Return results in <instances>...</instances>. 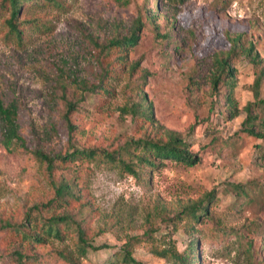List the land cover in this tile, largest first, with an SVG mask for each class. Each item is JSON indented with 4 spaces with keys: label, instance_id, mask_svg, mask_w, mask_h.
<instances>
[{
    "label": "rangeland",
    "instance_id": "1",
    "mask_svg": "<svg viewBox=\"0 0 264 264\" xmlns=\"http://www.w3.org/2000/svg\"><path fill=\"white\" fill-rule=\"evenodd\" d=\"M41 0L25 4L17 23L23 43L9 36V12L0 0V92L15 100L24 144L4 146L0 131V264H16L20 247L35 264H123L119 251L134 236L161 228L171 233L179 250L197 239L200 264H264V153L244 129L246 106L254 104V81L264 68V0ZM147 14L155 21H148ZM30 21L35 23L31 24ZM142 21L138 43L130 49L127 65L111 68L99 47L115 36L130 34ZM169 28L176 34L168 36ZM241 37L229 65L237 70L235 96L240 114L231 118L224 97L210 96L216 59L227 57L232 42ZM257 64L245 55L249 45ZM136 64L134 72L130 66ZM116 70L111 94L81 99L80 85L97 82L102 69ZM221 92H225L223 86ZM261 92L264 96V82ZM98 100L95 107L92 101ZM66 101L79 102L71 114L73 131L64 117ZM140 103L153 120H133L123 109ZM78 104V103H77ZM254 115L260 109L253 105ZM159 128L192 143L201 162L188 167L165 161L139 177L114 166L71 163L57 172L69 182L79 201L66 211L74 226L81 225L95 247L78 253L77 235L48 240L44 245L9 244L3 227L20 224L37 205L55 197L51 175L35 152H65L69 145L114 152L131 139L156 136ZM258 131V130H257ZM243 185L238 192L235 185ZM209 204V215L189 234L184 222L169 218L193 204ZM51 213L44 212L45 218ZM252 243V255L245 252ZM140 264H172L154 256L147 242L135 245Z\"/></svg>",
    "mask_w": 264,
    "mask_h": 264
},
{
    "label": "trees",
    "instance_id": "2",
    "mask_svg": "<svg viewBox=\"0 0 264 264\" xmlns=\"http://www.w3.org/2000/svg\"><path fill=\"white\" fill-rule=\"evenodd\" d=\"M2 5L9 12V18L5 21V25L9 31V36L16 39L19 44L23 43L24 31L17 23L18 15L25 4L31 6L42 4L41 0H1ZM52 2V0H48ZM160 0H157L158 4ZM57 5L55 2H52ZM148 21H155L154 16L147 14ZM33 24L35 22L30 21ZM144 28L142 21L135 24L134 29L130 34L123 36H115L110 38L106 44L99 47L101 58L107 60L108 68L112 64L119 62V64L127 65L129 51L133 48L140 39V31ZM170 40L176 38V34L172 28L168 30ZM241 37L236 38L232 42V47L227 57H219L216 59V69L211 77L210 96L214 100H219L223 96L228 108L231 118H235L240 114L239 105L235 96L237 89V70L229 65V58L236 54L239 48V41ZM245 55L250 61L254 62L259 59L258 54L254 53V46L249 45L245 50ZM137 65L130 66L132 72ZM116 70L102 69L98 75L97 82H84L80 85L82 91L81 99L84 101L91 98L98 99L106 97L111 94V81L115 78ZM264 82V68L260 70L254 81V104L246 106L247 118L244 122L245 133L253 137L259 145V148L264 153V96L261 92ZM225 88V92H221L220 87ZM98 100L92 101L95 107L99 106ZM78 103V104H77ZM79 102L66 101V113L64 117L68 123L70 131L75 129L72 124L71 114L76 111ZM253 105L257 106L261 114L254 115L252 111ZM126 114H130L133 120L145 119L153 120V112L151 109L144 108L140 103L133 104L130 108H124ZM21 119L18 110V104L15 100L9 102L0 92V131L2 135V142L4 146L10 148L14 144H24V139L21 136ZM258 130V131H257ZM192 143L182 136L165 131L159 128L156 136L147 135L138 139H131L125 145L115 150L114 152H107L96 149H81L75 145H69L65 152L57 151L56 153H46L42 151L35 152L36 157L46 164V170L51 175V183L54 186L55 197L46 204L35 206L36 213L29 212L24 221L20 224L6 223L3 230L6 234L4 240L9 244L29 243L31 245H44L50 239L63 241L66 235L72 231L77 235V249L78 253L86 257L89 250H100L107 246L95 247L91 244L86 233L81 225L74 226L71 215L66 211L58 214L59 211L70 207L72 201H79L76 197L73 186L63 181H57L54 176L57 172H62L68 168L69 164L85 162L92 163L99 161L100 164L106 166H114L122 169L126 173L139 177L143 171L149 172L157 170L163 165L165 161H174L188 167H195L201 162L198 154L192 151ZM238 192L245 191L243 185H235ZM215 193L211 192L205 198V202L193 204L185 207L178 212L174 218H169L168 223L173 224V230L177 229V224L184 222L186 231L191 234L197 229L196 226L202 219L213 218L209 215L208 206L213 203ZM44 212L51 213L49 218H45ZM147 242L151 245V253L172 264H200L201 257L197 252V239H192L188 248L184 251L179 250L176 241L171 233L163 234L161 228H155L146 231L144 236H134L123 244L119 251V261L123 264H140L133 256V248L135 245ZM253 244L248 243L245 252L252 255ZM13 255L15 256L16 264H35L20 247L15 248ZM60 256L70 261L71 264H76L73 258L68 257V254L61 253Z\"/></svg>",
    "mask_w": 264,
    "mask_h": 264
}]
</instances>
